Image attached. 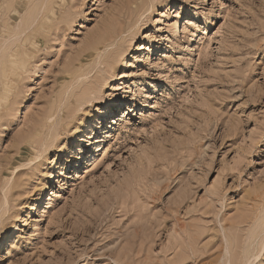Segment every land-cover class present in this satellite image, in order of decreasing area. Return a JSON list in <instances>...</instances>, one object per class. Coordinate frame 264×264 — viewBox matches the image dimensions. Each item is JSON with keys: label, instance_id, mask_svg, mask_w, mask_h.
<instances>
[{"label": "rangeland", "instance_id": "obj_1", "mask_svg": "<svg viewBox=\"0 0 264 264\" xmlns=\"http://www.w3.org/2000/svg\"><path fill=\"white\" fill-rule=\"evenodd\" d=\"M0 76V264H264V0H0Z\"/></svg>", "mask_w": 264, "mask_h": 264}, {"label": "bare ground", "instance_id": "obj_2", "mask_svg": "<svg viewBox=\"0 0 264 264\" xmlns=\"http://www.w3.org/2000/svg\"><path fill=\"white\" fill-rule=\"evenodd\" d=\"M31 16V15H30ZM36 16V15H35ZM189 23H192L191 21H189ZM106 34H107V32H106ZM111 34V33H110ZM108 36H109V34H108ZM111 37V36H110ZM103 39V38H102ZM100 40V41H97V42H95V46H99V45H101L102 43H103V41L104 40ZM108 39V38H107ZM19 41V40H18ZM94 47V46H93ZM96 48V47H95ZM8 50V49H7ZM9 51V50H8ZM7 56V55H6ZM13 63V62H12ZM13 66V65H12ZM0 78H1V76H0Z\"/></svg>", "mask_w": 264, "mask_h": 264}]
</instances>
